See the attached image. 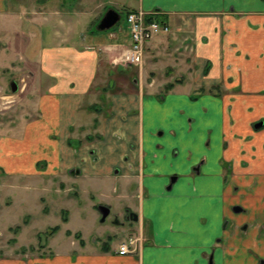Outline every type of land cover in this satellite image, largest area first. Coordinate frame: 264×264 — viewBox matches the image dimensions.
<instances>
[{"label":"crops","instance_id":"1","mask_svg":"<svg viewBox=\"0 0 264 264\" xmlns=\"http://www.w3.org/2000/svg\"><path fill=\"white\" fill-rule=\"evenodd\" d=\"M105 3L0 0V169L26 189L120 178L144 241L121 255L126 239L80 232L83 243L6 264H264V207L248 194L264 185V0H116L120 18L119 8L155 11L170 24L141 67L125 61L127 24L97 28ZM226 219L255 232L244 253L224 238Z\"/></svg>","mask_w":264,"mask_h":264},{"label":"rangeland","instance_id":"2","mask_svg":"<svg viewBox=\"0 0 264 264\" xmlns=\"http://www.w3.org/2000/svg\"><path fill=\"white\" fill-rule=\"evenodd\" d=\"M10 1L11 5L17 2H21L24 6L27 4L30 8H25L31 10L41 0ZM100 1H105L106 3L105 8L100 9L102 14L98 18V22L109 9L113 8L114 3L116 7H119L116 4V0ZM25 8L22 9L25 10ZM125 11L123 8H119L121 14L120 20L111 29L104 30V32L108 33L117 27L127 29ZM10 18H13V15ZM93 27H96V25L94 24ZM12 76V74L8 73L5 78L7 83H9ZM179 78L181 80L187 79L189 82L194 80L191 78L190 73L186 72L179 73ZM195 85L193 86L194 92L199 93L203 91L202 86ZM157 88H160L161 92H166L169 89L168 87ZM214 88H210L209 91L211 93H217L218 90ZM7 89L9 88L7 87ZM0 116L5 115L0 114ZM20 179L27 178L8 175L0 169V264H6L7 261L9 262L13 258L27 260L31 256L53 252V249L48 246L49 244L58 245L61 240L69 242L76 237L75 234L77 232H83L84 237L88 241H94V236H101L100 238L104 241L110 242L111 240L106 239V236L108 233H114V231L117 233L115 236L116 243L125 239V233L127 231H123V228L117 224V220L124 221L128 224L125 219V212L129 201L121 196L123 185L120 178L112 176L99 181H92L90 184H86V190L80 187V183H75L77 180L75 182L67 181V183L64 182L62 184L60 181L56 183L35 181L27 184L30 187L26 189L21 187V185L26 184ZM81 185L83 187L85 182ZM248 194L252 195L253 200L258 203L257 207L259 209L264 207V185L260 186L258 191L253 189ZM246 195L240 189L233 197L235 199L241 198V200H245L247 198ZM134 202L137 203L138 201L134 199ZM100 205H107L110 208V213L104 221L101 220ZM252 213L249 209L248 214L243 213L238 214V216L241 218H251L249 215ZM65 217L68 218L67 221H64ZM255 225L253 224V226ZM56 226H59V228L54 229ZM255 227H258V225ZM66 228L76 231L71 230L72 233L68 234L67 230H65ZM249 232L245 233L241 229L238 230L236 228V222L232 221L228 226V234L224 238L241 239L243 242L241 246L244 247V253L248 249L249 241L256 236L255 232ZM259 239L264 242V228L261 231ZM57 248L55 247L54 249ZM223 248L230 249L229 247ZM257 249L258 251L262 250V248ZM256 258L255 262L246 261L243 264H260L259 257Z\"/></svg>","mask_w":264,"mask_h":264},{"label":"built area","instance_id":"3","mask_svg":"<svg viewBox=\"0 0 264 264\" xmlns=\"http://www.w3.org/2000/svg\"><path fill=\"white\" fill-rule=\"evenodd\" d=\"M157 12L145 10H129L125 14L127 27L131 38L129 51L125 61L129 64L142 66L144 64V50L146 43L161 32L170 31V24L156 18ZM133 241L120 243L118 253L121 255L133 252L136 247Z\"/></svg>","mask_w":264,"mask_h":264},{"label":"flooded vegetation","instance_id":"4","mask_svg":"<svg viewBox=\"0 0 264 264\" xmlns=\"http://www.w3.org/2000/svg\"><path fill=\"white\" fill-rule=\"evenodd\" d=\"M176 178H177L176 175H172L171 176V182H170V184L168 186L169 188L171 187L172 183L176 180ZM234 189H235V191H237V186L236 185L234 186ZM236 206H240V205L237 204V205H233L232 206V210L234 212L239 213V212L244 210V207H241L242 208L241 210L236 211L235 210ZM101 217H102V214H101ZM125 219L128 222V224H126L124 221H121V220H117V224H119L121 226V228L122 227L125 228V232L127 231L125 233V239L127 241H131L132 240L134 242L133 245H135L136 249L133 252H137L139 250V245H141L142 242L144 241V238H143V235H142L141 232H137V230L131 229L135 225V221L138 220V216L129 207H127L126 212H125ZM228 224H229V219H226L225 220V226H228ZM244 224L245 223L240 224L239 225V229L243 230L244 229ZM116 234L117 233H112V234H109V236H112V239H113L116 236ZM75 238H77V237H75ZM81 238H82V236H81ZM78 239H80V238H78ZM93 240H96V236H94ZM211 264H213L212 256H211Z\"/></svg>","mask_w":264,"mask_h":264},{"label":"water","instance_id":"5","mask_svg":"<svg viewBox=\"0 0 264 264\" xmlns=\"http://www.w3.org/2000/svg\"><path fill=\"white\" fill-rule=\"evenodd\" d=\"M120 18V15L118 14L117 11H115L114 9H109L104 16L101 18V20L98 22L97 24V28L99 30H106L111 28ZM17 83L15 81L12 82L11 84V90L13 92H15L17 90ZM77 172H79V170L77 169ZM242 206H236L235 210L239 211L241 210ZM100 212L102 214L101 220L104 221L106 219V217L108 216V214L110 213V208L107 205H100L99 206ZM263 262H261L262 264Z\"/></svg>","mask_w":264,"mask_h":264},{"label":"trees","instance_id":"6","mask_svg":"<svg viewBox=\"0 0 264 264\" xmlns=\"http://www.w3.org/2000/svg\"><path fill=\"white\" fill-rule=\"evenodd\" d=\"M157 19H159V20H165V18L164 17H161V16H157L156 17ZM166 21V20H165ZM172 87V84H170V86H168V88L170 89ZM68 220V218H64V221H67ZM59 228V226H56V227H54V229H58ZM67 233L68 234H71L72 233V231L71 230H67ZM75 236L77 237V238H80V240H81V243H83V239L81 238V236H82V234L80 233V232H77L76 234H75ZM103 248L105 249V246H103Z\"/></svg>","mask_w":264,"mask_h":264},{"label":"bare ground","instance_id":"7","mask_svg":"<svg viewBox=\"0 0 264 264\" xmlns=\"http://www.w3.org/2000/svg\"><path fill=\"white\" fill-rule=\"evenodd\" d=\"M10 97H11V96H10ZM15 97H16V95H15ZM13 99H14V98H13ZM13 99H12V100H13ZM4 103H5V102H4ZM12 103H13V102H12Z\"/></svg>","mask_w":264,"mask_h":264}]
</instances>
